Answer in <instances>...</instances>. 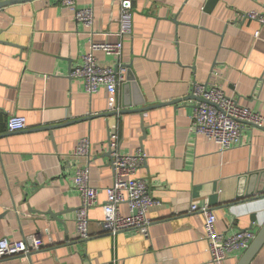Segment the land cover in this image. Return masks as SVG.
I'll return each instance as SVG.
<instances>
[{
	"label": "crops",
	"instance_id": "crops-1",
	"mask_svg": "<svg viewBox=\"0 0 264 264\" xmlns=\"http://www.w3.org/2000/svg\"><path fill=\"white\" fill-rule=\"evenodd\" d=\"M75 2L92 7L91 28L59 0L0 7V238L35 236L43 244L28 257L0 264H211L204 215L189 207L208 205L225 236L243 229L255 235L264 222V199L241 200L248 186L264 187V128L244 127L240 143L220 151L192 131V88L215 81L264 115V26L238 18L250 10L264 13V0L212 6L207 0H131L129 33H120L119 0ZM118 40L119 61L135 83L121 85L111 103L104 87L89 95L68 73L90 41ZM95 55L102 66L117 63L113 55ZM136 107L146 110L122 112ZM11 115L25 117L26 127L9 131ZM112 125L122 152L142 148L146 154L137 175L159 201L148 211L149 238L133 229L110 235L99 225L104 189L112 184ZM84 137L90 155H74ZM80 167L88 168L98 190L88 211L91 236L84 240L76 238L75 224ZM120 210L129 213L126 204ZM243 251L231 252L222 264H236ZM249 264H264V243Z\"/></svg>",
	"mask_w": 264,
	"mask_h": 264
},
{
	"label": "built area",
	"instance_id": "built-area-1",
	"mask_svg": "<svg viewBox=\"0 0 264 264\" xmlns=\"http://www.w3.org/2000/svg\"><path fill=\"white\" fill-rule=\"evenodd\" d=\"M120 1V33L130 32L131 0ZM60 5L72 12L76 21L91 28L94 13L92 7H78L75 0H59ZM239 20H254L264 26V13L250 10L238 15ZM254 37L259 36L255 31ZM101 51L117 58L116 65L102 66L99 64L95 52ZM122 43L89 42L87 51L81 57V62L73 66L68 73L69 78L81 80L84 91L92 95L104 87L112 103V97L128 79L129 67L123 65L119 58ZM192 96L196 103L193 108L191 128L195 135H203L216 143L220 151L227 150L241 141V131L246 126L264 128V115L253 111L249 107L239 104L235 99L226 95L215 81L195 83ZM112 110L115 107L111 104ZM9 131H17L26 127L23 116L11 115L6 121ZM120 135L116 125L109 128L107 135V149L110 156L113 176L112 184L104 189L105 200L101 205L102 219L99 221L101 231L115 235L120 231L133 229L145 238H149L150 219L149 208L158 204L151 194L146 181L137 175L143 165L146 154L142 148L133 153H125L120 149ZM74 155H90V141L81 138L73 151ZM75 186L80 195V206L76 211V238L87 239L89 233L88 211L98 202V190L91 184L87 167L77 168L74 178ZM126 204L129 213L123 214L120 206ZM189 211H200L204 215V237L208 243L209 260L211 264H222L228 255L234 251H243L254 238L250 229L239 230L225 236L216 228V216L208 205L198 207L192 204ZM42 242L35 236L22 239L0 238V259L8 257H28L32 252L41 249Z\"/></svg>",
	"mask_w": 264,
	"mask_h": 264
},
{
	"label": "water",
	"instance_id": "water-1",
	"mask_svg": "<svg viewBox=\"0 0 264 264\" xmlns=\"http://www.w3.org/2000/svg\"><path fill=\"white\" fill-rule=\"evenodd\" d=\"M22 1H29V0H8V1H0V7L5 6L7 4L15 3V2H22ZM218 0H207L208 5L212 6L214 5ZM127 81L129 84L130 83H135L134 77L132 76V73L130 72V69L128 70V76H127ZM125 82V83H126ZM123 83V84H125ZM122 84V85H123ZM174 102V101H172ZM145 107H139V108H134V109H125L122 112H138V113H143L145 111ZM109 154V152H108ZM244 199L241 200V203L245 202H257L260 201L261 199H264V187H254L251 188V185L248 186L247 191L243 193ZM242 196V195H241ZM255 215H251V220H253ZM252 228V227H251ZM264 243V222L259 228V230L255 233L254 238L251 240L250 244L248 247L243 251L242 255L239 257L238 261L236 264H249L254 255L257 253L259 248L263 245Z\"/></svg>",
	"mask_w": 264,
	"mask_h": 264
}]
</instances>
